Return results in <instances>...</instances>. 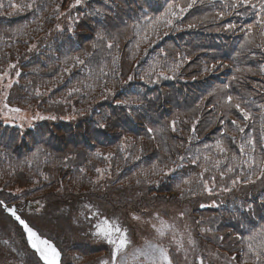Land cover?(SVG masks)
I'll return each mask as SVG.
<instances>
[{
    "label": "trees",
    "instance_id": "trees-1",
    "mask_svg": "<svg viewBox=\"0 0 264 264\" xmlns=\"http://www.w3.org/2000/svg\"><path fill=\"white\" fill-rule=\"evenodd\" d=\"M190 2L0 0V67L20 73L5 101L35 120L0 118V201L53 242L62 264H95L94 244L108 260L97 221L126 230L122 258L158 245L140 227L159 215L187 221L192 264H254L246 238L264 226V29L257 9H233L235 0L175 8ZM169 3L176 17L165 16ZM0 218V242L10 235L23 264H41L2 205Z\"/></svg>",
    "mask_w": 264,
    "mask_h": 264
},
{
    "label": "snow or ice",
    "instance_id": "snow-or-ice-1",
    "mask_svg": "<svg viewBox=\"0 0 264 264\" xmlns=\"http://www.w3.org/2000/svg\"><path fill=\"white\" fill-rule=\"evenodd\" d=\"M194 2L195 0H191V2L187 5V7H181L179 4H177L175 5V8L178 9L179 13H184L189 8L192 7V3ZM79 3L80 0H75V4H73L72 7H75ZM12 6L16 7V5H12ZM26 6L28 8L32 7L31 4H28ZM246 6H250L254 9H257L256 11L257 19L255 21V24L259 25L261 29H264V0H258V4L251 3V0H235V2L230 5V7L233 9L237 7H246ZM173 8L174 5L172 3H169L165 16L171 15L172 17H176L177 12L173 11ZM220 15L223 18V13H221ZM166 23L168 25H171L172 19H167ZM224 27L226 29H234L236 28V25L232 23H226ZM253 27H254L253 24H247L245 31L246 40L249 39L253 31ZM241 30L244 31V29ZM260 35L264 36V31H261ZM98 38H102V37H98ZM108 47L111 48L112 45L109 44ZM213 67H215V65ZM261 71H264V68H262ZM19 75L20 73L17 72V76ZM164 78L167 79L168 77H164ZM129 79H131V77H129ZM232 99L233 98L231 96L227 98L229 104H231ZM235 107L243 116L244 120H248L250 118V113L245 111V109L241 107L240 103H237ZM12 111L18 112L20 110L12 109ZM37 118L43 119L44 117H37ZM175 123H176L175 121L172 122L173 131L176 130ZM231 123L236 127H238L240 132L245 131L244 128L239 127L236 120H233ZM148 131L151 133L153 130L148 129ZM193 131H195V125L193 126ZM247 143L249 145H254V141L251 139H249ZM216 147L219 149L220 152L225 151V149L220 146L219 141L217 142ZM240 149H241V153H243L244 145H241ZM252 150L253 151L255 150L254 146ZM205 159H207V157H205ZM252 163L254 164L255 160H253ZM217 164H219V161H217ZM249 167H251V164H249ZM232 170L233 169L231 167L228 169L229 172H231ZM96 171L99 172L100 169H96ZM261 172L264 173V168H261ZM249 179L251 178L249 177ZM238 182H239L238 180H233V184H236ZM205 187L207 188V185H205ZM0 205L4 206L7 212L10 213V215L14 217L16 221L19 222V225L22 226L23 233L26 234L27 246H29L34 251V254H37L39 256V260L42 261L43 264H60L61 253L60 251H58L57 247L50 242L49 239L43 238L42 234H39L37 230H34L33 227H31L28 222H26L24 219L21 218L20 215L17 214V210L15 208L5 205L4 201H0ZM161 225L162 227L157 228L156 231L161 236H163L165 234L164 228L166 226L164 225L163 221H161ZM94 227L96 231L93 232V235L98 239L105 240L109 245L112 246L111 264H128L127 260L121 257V253L131 243L130 240L128 239L126 230H123L121 227L115 224H110L108 220H104L101 223L95 225ZM242 227L244 226L242 225ZM246 239L248 241L247 244L248 252L255 257L254 264H264V255H262L264 254V226H261L258 230L254 231ZM189 242L192 243L191 240ZM177 243L180 244L179 241ZM141 257L143 258V261L140 260ZM132 259L133 261L137 262V264H174L173 258L170 256L167 249L153 243H146V245L143 248L136 250ZM233 259H235V257H233ZM200 264H203L202 260Z\"/></svg>",
    "mask_w": 264,
    "mask_h": 264
},
{
    "label": "rangeland",
    "instance_id": "rangeland-1",
    "mask_svg": "<svg viewBox=\"0 0 264 264\" xmlns=\"http://www.w3.org/2000/svg\"><path fill=\"white\" fill-rule=\"evenodd\" d=\"M11 12H15V7H12ZM5 15V14H4ZM3 17V16H1ZM18 50V49H17ZM14 52V51H13ZM15 53V52H14ZM17 55V54H16ZM11 58V56H10ZM13 58H17V56H12ZM12 59L11 62L12 63ZM15 63V62H14ZM14 66V67H13ZM16 63L15 64H9L3 67H0V118L3 120V122L6 123H16V124H20L23 123L25 124L23 127H25L26 125L29 124H33V119L31 120V122H22L21 117V112L27 111V110H23L18 108L17 106H12L7 104V102L5 101L6 95L8 93V91L13 87L14 83L16 82ZM14 69V70H13ZM10 85V86H9ZM7 105V107H6ZM12 109H19L20 111H12ZM29 112V111H27ZM34 114V113H32ZM31 118V117H29ZM28 123V124H26ZM22 124V125H23ZM21 127V128H23ZM5 209V213H7L18 225L19 222L15 220L14 217H12L10 215V213L7 212L6 208ZM28 212H34L36 214H31V215H38L41 212L37 210V208L35 207V203L30 202L27 208ZM33 219H35V217H31ZM40 219V217L38 218ZM0 220L3 222V219L0 218ZM161 221L164 222V225L166 226L164 228V235L161 236L156 229L157 228H161ZM102 222V221H101ZM99 221H97L96 223H91L92 224V229L93 232L96 231L95 229V225L101 223ZM109 223L111 224V222L109 221ZM150 224V225H147ZM21 228L22 226L19 225ZM91 229V231H92ZM141 235L142 238L144 239H148V240H156L158 243V246H164L165 249H167V251L169 252L170 256L173 258L174 264H192L191 260L188 259V255L190 253L189 251V247H186L183 244V241L187 239L186 234H191V230L189 227V224L187 223V221L181 218H165L162 215H159L157 219H155L153 222L150 220L148 222H142L141 223ZM1 232V230H0ZM23 232V229H22ZM3 239H1L0 242V264H23L24 260L22 255L19 253V250L14 246L13 241L11 240L10 235L8 234H2ZM15 237L18 238V236H20V234H15ZM94 236V235H93ZM22 238H18V241L21 242H25L26 243V234H22ZM44 238V237H43ZM95 241L100 242L99 244H101V246H107L110 247L112 249V246L109 245L105 240L103 239H98L97 237L94 236ZM94 241V242H95ZM180 242V244H178L177 242ZM13 243L14 249L11 247L10 243ZM98 244H94L92 247L88 246L89 250H91V252H93V259L95 260V264H111V251H107V255H109L108 260L107 257H105L103 254V252H96V250L100 249L99 247H97ZM29 248V250H32L29 246H27ZM144 247V246H142ZM171 249V250H170ZM33 251V250H32ZM59 251V250H58ZM34 252V251H33ZM126 250H124L122 254H125ZM135 253V250L128 252V254L124 255V259L127 260L128 264H137V262L133 261L132 257ZM39 260V256L37 254H35ZM142 258V257H141ZM140 258V259H141ZM176 259V260H175ZM90 261V260H88ZM39 262L41 264H43L42 261L39 260ZM84 262V260H83ZM60 264H62L61 262V256H60ZM94 264V263H93Z\"/></svg>",
    "mask_w": 264,
    "mask_h": 264
}]
</instances>
